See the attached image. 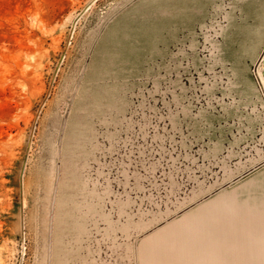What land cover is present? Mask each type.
I'll return each mask as SVG.
<instances>
[{"label": "rangeland", "instance_id": "1", "mask_svg": "<svg viewBox=\"0 0 264 264\" xmlns=\"http://www.w3.org/2000/svg\"><path fill=\"white\" fill-rule=\"evenodd\" d=\"M252 2L0 0V264H264Z\"/></svg>", "mask_w": 264, "mask_h": 264}, {"label": "crops", "instance_id": "2", "mask_svg": "<svg viewBox=\"0 0 264 264\" xmlns=\"http://www.w3.org/2000/svg\"><path fill=\"white\" fill-rule=\"evenodd\" d=\"M253 2L252 3H254V0H252ZM255 91H257V90H255ZM258 95V94H257ZM249 105V107L251 108V110H256V107H261V105H257V102L255 103V102H250V104H248ZM253 156H257V154H254ZM258 157V156H257ZM264 165V157H263V161L262 162H260V161H257L256 163H254V164H252L248 169H245L242 173L244 174V176L245 175H248V174H250V173H252V172H254V171H256L257 169H259L261 166H263ZM247 221H250V220H247ZM264 224V218H262V219H259V220H256L254 217H253V220H252V223H250L249 224V226H245V227H242V230H241V233H238L237 235H236V237L235 238H238V240L236 239V241H234V242H240V241H242V237L244 236V235H246V234H248V233H251V232H249V231H251V230H253V228H255V229H258L261 225H263ZM259 232V231H258ZM254 234H255V232H253ZM198 234H202V233H198ZM192 239L193 240H195V241H197V242H199V243H203V244H205L206 245V247L204 248V247H202V246H200V247H202L205 251H206V253L209 255V256H211V257H213L214 256V254H216L217 256H218V258H219V254H220V252L218 251L217 252V250L216 249H213L212 247L210 248V246L212 245V243L214 244L213 246H215V243H214V240H212L213 238H211V237H208V238H206V237H203L202 238V236L201 237H199V239L198 240H196L195 239V236H192ZM234 242H232V243H234ZM208 246V247H207ZM223 246H225V245H223ZM196 248V247H195ZM236 249H240V250H237V251H239V255L240 256H245L244 254H242V253H252V254H254V252L255 253H257V251H259V250H261V248H259V247H235ZM166 250H175L174 252H177V253H179V250L181 249V248H179V247H174V248H165ZM242 249V250H241ZM214 251H216L217 253H215ZM232 251H236V250H232ZM166 252H168V251H166ZM223 252H230V251H225V250H223ZM223 255H224V258H226V254L225 253H223ZM253 257H255V255H253ZM169 261H171V262H169ZM156 263H158V264H163V263H165V264H209L210 262H204V263H200L199 262V260H196V258H195V260L193 261H191V260H186L185 259V261L183 262V261H180L179 262V258H174V257H170V258H168L167 260H165V262H161V261H159L158 259H156V261H155ZM224 262L225 263H227V261H225V259H224ZM146 264V263H145ZM240 264V263H239Z\"/></svg>", "mask_w": 264, "mask_h": 264}, {"label": "built area", "instance_id": "3", "mask_svg": "<svg viewBox=\"0 0 264 264\" xmlns=\"http://www.w3.org/2000/svg\"><path fill=\"white\" fill-rule=\"evenodd\" d=\"M253 74L255 82L260 89L259 91L264 98V50L261 53L258 62H256V64L254 65Z\"/></svg>", "mask_w": 264, "mask_h": 264}]
</instances>
